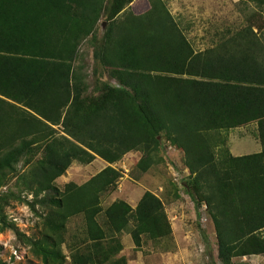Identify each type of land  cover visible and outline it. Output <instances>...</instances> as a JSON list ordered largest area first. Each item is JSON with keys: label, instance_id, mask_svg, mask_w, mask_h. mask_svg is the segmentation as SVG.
Listing matches in <instances>:
<instances>
[{"label": "trees", "instance_id": "16d2710c", "mask_svg": "<svg viewBox=\"0 0 264 264\" xmlns=\"http://www.w3.org/2000/svg\"><path fill=\"white\" fill-rule=\"evenodd\" d=\"M149 1L146 13L128 11L110 25L106 47H95V62L112 68L120 88L103 83V98L93 100L83 94L89 74L80 44L95 36L102 17L119 22L133 0H0V186L45 149L23 181L49 208L36 241L46 264L67 262L63 231L74 217L83 219V236L68 246L86 244L72 256L77 264H127L112 259L125 231L135 249L172 237L165 204L151 191L136 207L102 205L122 176L111 166L63 191L56 184L74 161L90 163L98 154L114 163L132 150L149 152L163 133L185 151L196 207L210 212L221 263L264 254V40L246 26L196 52L165 1ZM249 1L264 8V0ZM251 123L262 150L233 155L229 130ZM60 124L76 142L56 134Z\"/></svg>", "mask_w": 264, "mask_h": 264}, {"label": "rangeland", "instance_id": "374dc122", "mask_svg": "<svg viewBox=\"0 0 264 264\" xmlns=\"http://www.w3.org/2000/svg\"><path fill=\"white\" fill-rule=\"evenodd\" d=\"M164 1L183 31L182 34L196 52L214 47L221 40L229 38L246 26H252L264 40V8L254 1ZM149 8V0H133L117 18L119 22L116 20L108 22L102 17L96 23L95 36L90 35L80 44V51L85 56L84 74H89L88 89L83 93L87 99L103 98V92L106 90L105 84L103 88V83L113 88H120L117 78L111 77L112 68H105L98 61L95 62L93 57L95 47H106L104 40L110 25L120 24L128 11L139 16L146 13ZM69 124L71 129H75L74 124ZM54 128L57 135H65L76 142L72 136L64 132L63 124ZM257 129L256 123L231 129L229 143L231 142V146L241 152H252L261 144L260 139L256 137ZM254 136L257 141L252 138ZM159 139L161 142L157 148L154 149L152 146L149 152L142 149L132 150L114 163H110L98 154H95L94 160L90 163L74 161L66 173L56 180V184L63 191L67 183L83 184L111 166L120 171L122 176L118 181L117 189L103 197L102 205L106 208L115 200H124L136 207L144 193L151 191L163 200L173 229L171 238L158 242L149 240L141 249H134L132 264L142 263L136 253L134 254L135 250L144 253L143 259L146 264H158V252L178 250V245L187 253V257L195 258L194 264H215V262L222 264L218 258V240L210 212L205 204L199 210L196 207L191 190L194 176L187 167L185 151L172 145L165 133L160 135ZM45 154L46 151L42 148L31 164L21 161L17 165V171L9 172L6 181L0 186V264H46L37 251L36 241H39L45 233L49 208L40 201L42 195L36 197L23 181L34 164L44 158ZM82 224L81 217H74L68 221L67 229L63 231L66 243L62 247L67 255V262L63 264H77L72 260V256L78 251L79 254L84 253L83 248L86 247L84 243L78 246V251L68 246L70 244L77 246L79 240L81 241ZM198 225L208 235L211 249H208L209 245L204 241ZM131 238L130 231H125L120 236L122 243L126 240L132 241ZM122 257L117 255L112 259L120 261ZM237 262L264 264V254L240 257Z\"/></svg>", "mask_w": 264, "mask_h": 264}, {"label": "crops", "instance_id": "0c3cea01", "mask_svg": "<svg viewBox=\"0 0 264 264\" xmlns=\"http://www.w3.org/2000/svg\"><path fill=\"white\" fill-rule=\"evenodd\" d=\"M252 138L257 141L255 136ZM230 143H229V138H228V142H227L228 147H230L231 153L235 156L256 153V152H260L262 150V144H260L258 146V148H255V150L252 152H241V150H239L238 148L234 149ZM122 244H123V247L120 250V253L118 254V256L119 257H122V256L127 257V264H132V260H133L132 252L136 248V246H135L133 240L132 241L126 240ZM178 247H179L178 250H173V251H169V252H167V251L158 252L157 263L158 264H191V262H193V264H194L195 258L191 259V257H187V255H186L187 253L184 252L183 249H180V245H178ZM135 253H136L138 259L142 261L141 264H146L144 262V259H143L144 253L141 252V250H135L134 254ZM139 253H140V255H139ZM238 259L239 258H235L234 260L237 261Z\"/></svg>", "mask_w": 264, "mask_h": 264}]
</instances>
